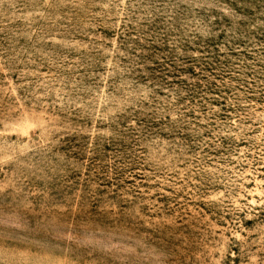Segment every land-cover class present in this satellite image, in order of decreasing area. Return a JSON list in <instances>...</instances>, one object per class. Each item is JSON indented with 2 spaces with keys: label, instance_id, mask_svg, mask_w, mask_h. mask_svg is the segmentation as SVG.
Returning <instances> with one entry per match:
<instances>
[{
  "label": "rangeland",
  "instance_id": "374dc122",
  "mask_svg": "<svg viewBox=\"0 0 264 264\" xmlns=\"http://www.w3.org/2000/svg\"><path fill=\"white\" fill-rule=\"evenodd\" d=\"M0 264H264V0H0Z\"/></svg>",
  "mask_w": 264,
  "mask_h": 264
}]
</instances>
